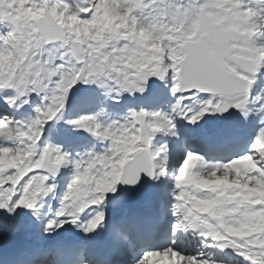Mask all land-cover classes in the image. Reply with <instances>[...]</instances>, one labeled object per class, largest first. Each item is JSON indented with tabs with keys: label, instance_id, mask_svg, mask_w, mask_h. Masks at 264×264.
I'll return each instance as SVG.
<instances>
[{
	"label": "snow or ice",
	"instance_id": "obj_1",
	"mask_svg": "<svg viewBox=\"0 0 264 264\" xmlns=\"http://www.w3.org/2000/svg\"><path fill=\"white\" fill-rule=\"evenodd\" d=\"M0 264H264V0H0Z\"/></svg>",
	"mask_w": 264,
	"mask_h": 264
}]
</instances>
